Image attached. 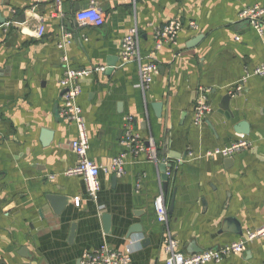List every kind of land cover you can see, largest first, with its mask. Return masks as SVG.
<instances>
[{
	"label": "crops",
	"instance_id": "crops-1",
	"mask_svg": "<svg viewBox=\"0 0 264 264\" xmlns=\"http://www.w3.org/2000/svg\"><path fill=\"white\" fill-rule=\"evenodd\" d=\"M257 3L264 0H66L64 15L55 17L49 2L0 0V264H81L104 244L127 254L128 264H166L168 231L180 251L192 254L264 225V76L248 77L230 93L264 63V34L239 21V12ZM91 5L103 12V25L77 21L76 13ZM174 18L184 26L176 44L156 51L159 73L144 92L137 63H122L123 38L137 27L142 52L150 55L156 28ZM63 30L73 39L61 49ZM65 54L75 69L104 67L79 79L89 156L101 167L97 200L87 195L82 176L65 174L78 162L76 127L60 116ZM200 88L209 89L211 109L195 125ZM127 116L164 162L127 153L121 142ZM241 121L249 123V134L235 130ZM242 136L252 148L206 156ZM122 153L120 175L112 165ZM162 190L166 223L154 202ZM50 194L71 198L60 215ZM104 214L111 215L110 232ZM135 226L140 231L131 232ZM206 264H264V236L242 255Z\"/></svg>",
	"mask_w": 264,
	"mask_h": 264
},
{
	"label": "built area",
	"instance_id": "built-area-1",
	"mask_svg": "<svg viewBox=\"0 0 264 264\" xmlns=\"http://www.w3.org/2000/svg\"><path fill=\"white\" fill-rule=\"evenodd\" d=\"M36 3H51L54 6L53 16L62 17L64 15V3L66 0H35ZM76 19L81 25L104 24V14L95 5L80 9L76 13ZM239 21L252 25L257 32L264 34V4H254L243 8L239 12ZM190 28L196 29L198 26L195 21H189ZM183 21L179 18L169 20L166 24L156 28L155 47L150 55H144L142 52L139 29L133 27L130 32L123 38L121 46L122 63L136 62L139 68L140 86L145 92L150 87L154 77L159 73V63L156 58V51L164 44H176L180 30L183 28ZM43 22L39 29V35H43ZM61 41L58 47L64 49L65 46L73 39V32L63 30ZM240 40V37H236ZM178 55H181L179 52ZM62 61L65 64L64 76L60 79L62 88L60 116L65 121L76 127V136L72 140V148L77 155L78 162L76 165L68 168L65 174L68 176H82L86 184L87 195L92 200L98 199L101 190L100 172L101 167L89 156L90 138L88 134L86 120L83 115L82 107L79 104V98L82 94V88L79 79L89 76L94 72L103 71L104 67H91L75 69L70 65L68 55H63ZM254 75L264 76V63L256 66L251 72L248 71L235 88L230 93H236L243 87L248 77ZM201 95L196 103L194 110V123L200 125L207 113L211 109V104L205 98L208 88H200ZM121 142L127 147V153L137 157L145 154L149 159L157 162H164L165 158L160 159L158 150L153 140H145L135 129L134 118L127 116L122 129ZM253 142L247 137L242 136L232 144L225 147L210 149L206 152L207 157H232L252 148ZM127 153H122L114 159L113 170L117 174H123L125 157ZM50 178H54L51 175ZM155 209L158 219L162 223L168 221V209L165 204L164 191L155 198ZM264 236V225L260 228L247 232L240 239L227 243L219 248H208L204 251L192 254H185L178 249V240L168 231L164 239V249L168 254L166 264H206L211 262H221L231 255H242L248 248L250 242ZM130 257L119 249L112 248L107 244L87 252L81 259V264H128Z\"/></svg>",
	"mask_w": 264,
	"mask_h": 264
},
{
	"label": "water",
	"instance_id": "water-1",
	"mask_svg": "<svg viewBox=\"0 0 264 264\" xmlns=\"http://www.w3.org/2000/svg\"><path fill=\"white\" fill-rule=\"evenodd\" d=\"M157 108L160 109L161 108L160 105H158ZM234 127H235V130L240 134H249V132H250V126H249V123L247 121H241L238 124H236ZM167 167H168L167 164H163V163L160 164V168L163 172H165L167 170ZM163 178L165 180H168L169 176L167 174H164ZM165 186H166V183H165ZM47 198H48V201L50 202V205H51L53 211L57 215H60L62 213V211L65 209L66 205H68L71 201V198H69L68 196L60 195V194H50V195H48ZM173 208H174V200L170 204L169 214H171L173 212ZM103 220H104V226H105L106 232H110L111 225H112L111 215L110 214H104ZM133 231H140V227L139 226L133 227L131 229V232H133ZM73 235H74V231L72 232L71 237H73Z\"/></svg>",
	"mask_w": 264,
	"mask_h": 264
}]
</instances>
